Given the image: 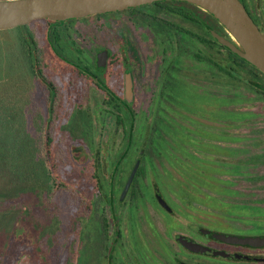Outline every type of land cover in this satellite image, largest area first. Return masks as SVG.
Masks as SVG:
<instances>
[{
    "label": "rangeland",
    "instance_id": "rangeland-1",
    "mask_svg": "<svg viewBox=\"0 0 264 264\" xmlns=\"http://www.w3.org/2000/svg\"><path fill=\"white\" fill-rule=\"evenodd\" d=\"M242 1L264 32V0ZM63 22L58 43L74 64L53 51L48 22L30 23L44 78L30 80L26 110L30 132L51 138L49 166L63 187L20 194L0 176V264L97 258L103 214L128 264H264V247L219 239L264 237V74L173 4ZM19 34L0 31L10 76L25 64ZM97 68L115 97L91 75ZM115 255L89 262L120 264Z\"/></svg>",
    "mask_w": 264,
    "mask_h": 264
},
{
    "label": "trees",
    "instance_id": "trees-1",
    "mask_svg": "<svg viewBox=\"0 0 264 264\" xmlns=\"http://www.w3.org/2000/svg\"><path fill=\"white\" fill-rule=\"evenodd\" d=\"M162 4H173L179 6L183 12V17L187 21L203 27L206 33L216 43L219 44V42L212 35V31H215L220 35L226 37L225 28L211 14L204 11L200 7L180 1H164L157 2L152 5ZM133 9L135 8L127 10ZM64 23L65 22L63 21L48 22L49 42L53 51L61 60L67 63L74 64L72 60L62 55V51H64V49L62 48L61 44L58 43L63 39L62 32L58 27L62 26ZM17 29L20 32L18 37L19 47L21 48L20 54L25 64L22 65V68L12 76L7 74V72H3L2 70H0V176L10 178L12 182L17 186V193L21 194L24 192H31L35 194H45L47 196H50L53 195L58 189L63 187L62 185L56 183V180L54 179L49 166L48 155L51 138L48 136V138L46 137V139H43L42 137L38 139V137H35V135L30 132L28 114L26 112L30 101L29 97L27 96V89L28 85L30 84V80L38 78L40 75L44 78V75L38 68V47L35 36L30 30V24L18 27ZM229 40L232 39L230 38ZM225 49L228 50L227 48ZM228 51L242 62L250 65L247 61L240 58L238 55L232 53L230 50ZM75 52L78 53L79 50H75ZM195 56L200 58L197 54H195ZM252 68L256 72L262 73L255 67L252 66ZM97 69L100 75L92 73L89 70L88 72L98 78V81L100 82L98 85H100L99 87H101L102 90H104L109 96L115 97L108 90V87L105 85V82L101 77V68ZM250 74L257 77L256 73L250 71ZM49 90L53 102V99L57 96L56 88L51 87ZM126 108L129 111L131 110L128 105H126ZM49 109V118H52L53 105H51ZM123 158L124 155L122 154L120 159ZM98 184L99 194L102 197L103 204L110 212V217L112 216L115 223L119 224L120 218L115 212L113 197L111 195H107V193L104 192L103 185L100 179H98ZM110 192H112V190H110ZM92 206V211H96L97 206L94 204H92ZM101 224L102 237H100L99 252H101L102 255H98L97 258L91 257L89 258V260L93 259L95 262L100 261L102 257H106L110 259V262L112 263V260L115 259L114 255L116 254L115 257L120 264H128L127 261L123 260V258L120 257V252L116 246L118 237L120 236V232L116 230L112 238L111 236H109L108 217L105 214L102 215ZM89 260L87 262L80 258V262L83 261V264H93L89 262Z\"/></svg>",
    "mask_w": 264,
    "mask_h": 264
},
{
    "label": "water",
    "instance_id": "water-1",
    "mask_svg": "<svg viewBox=\"0 0 264 264\" xmlns=\"http://www.w3.org/2000/svg\"><path fill=\"white\" fill-rule=\"evenodd\" d=\"M164 1H180L211 14L232 40L212 31L220 45L264 74V33L241 0H0V31L26 26L36 20L62 22L110 14ZM232 244L264 247V237L219 236ZM190 248H203L187 244Z\"/></svg>",
    "mask_w": 264,
    "mask_h": 264
},
{
    "label": "flooded vegetation",
    "instance_id": "flooded-vegetation-1",
    "mask_svg": "<svg viewBox=\"0 0 264 264\" xmlns=\"http://www.w3.org/2000/svg\"><path fill=\"white\" fill-rule=\"evenodd\" d=\"M242 1V0H241ZM243 2V1H242ZM244 3V2H243ZM245 4V3H244ZM247 8V7H246ZM249 11V10H248ZM249 13L251 14V16L253 17V19L255 20V22L258 24V22L256 21L255 17L252 15V13L249 11ZM260 27V26H259ZM261 29V28H260ZM262 30V29H261ZM263 32V30H262ZM264 33V32H263Z\"/></svg>",
    "mask_w": 264,
    "mask_h": 264
}]
</instances>
